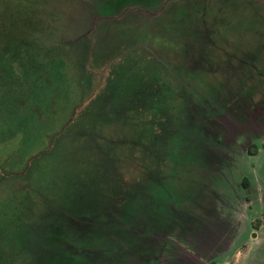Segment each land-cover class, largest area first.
Instances as JSON below:
<instances>
[{"label":"rangeland","instance_id":"374dc122","mask_svg":"<svg viewBox=\"0 0 264 264\" xmlns=\"http://www.w3.org/2000/svg\"><path fill=\"white\" fill-rule=\"evenodd\" d=\"M65 1L0 0V23L8 24L14 13L20 31L5 38L23 44L18 60L3 64L14 71L9 76L0 71V264H140L146 259L145 252L140 263L131 261L124 248L97 254L95 262L87 249L91 231L124 225L114 207L157 166L147 153V107L114 108L103 87L115 71L112 64L119 65L122 58L127 69L144 53L165 55L177 65L190 51L184 48L187 42L208 59L198 64L196 77L206 75L201 103L215 110L214 125L222 132L225 125L228 137L245 129L261 137L250 146L249 134L242 135L231 142L237 154H223L230 160L233 181L246 177L249 187L228 186L229 196L216 197L215 204L207 191H200L196 204H186L190 216L177 218V236H149L158 239L157 247L163 238L169 241L154 264H208L213 259L217 264H264V116L252 128L246 119V103L250 111L252 103L264 106V92L262 98L255 89L247 98L236 96L243 60L257 56L255 64L264 72L262 5L243 0L228 7L230 27L225 31L219 21L224 19L201 17L195 6L203 1L190 3L195 8L184 12L174 2L171 9L162 7L158 18L136 7L124 10L132 5L128 0H97L102 8L95 0ZM151 9L149 14L157 12ZM92 12L97 17L88 32ZM104 14L112 18L99 19ZM214 26L220 27L217 38L206 34ZM206 42L218 46L200 45ZM155 89L151 78L145 90L131 92L127 101L136 103L141 93ZM112 239L123 241L117 235Z\"/></svg>","mask_w":264,"mask_h":264},{"label":"trees","instance_id":"16d2710c","mask_svg":"<svg viewBox=\"0 0 264 264\" xmlns=\"http://www.w3.org/2000/svg\"><path fill=\"white\" fill-rule=\"evenodd\" d=\"M56 1L66 3L65 0ZM107 10L109 9L102 11L106 13ZM13 15L14 13L8 24L0 23V46L3 45L4 48L0 49V71H5L8 76L14 69H7L3 64L15 58L17 61V55L23 46L16 38H5L11 33L18 35L17 32H20ZM115 33L118 37L120 30H115ZM185 44V50L190 51L177 65L165 55L150 53L138 56L139 61L135 60L128 69L123 66L127 63L124 58L119 65L112 64L115 71L111 68L112 72L110 71V77L105 81L103 93L105 90L108 93L106 98L111 97L114 108L119 109L124 105L126 108L130 105L147 107L150 121L148 120L147 125L146 120V126L151 143L147 146V153L151 163L158 167H153L133 192H129L128 198L114 207L115 217L124 225L93 230L87 235L90 240L87 249L92 251L93 260L97 254L108 256L126 248L129 252L127 257L131 261L140 263L139 256L143 258V253L146 252L149 255L140 264H154L155 259L168 248L169 241L163 238L158 241L157 247L154 244L158 239L149 240V236H177L179 231L174 229L179 228L177 218L190 216L186 204L190 201L196 204L197 198L202 196L200 191H207L209 201L215 204L216 197L218 199L220 196H229L228 186L239 190L249 187L246 177L240 182L233 181L230 160H225L223 156L225 152L229 154L224 143L226 140L217 134L219 126L214 125L212 107L201 103L202 85L206 75L204 73L205 77L199 79L196 76L198 71L201 72V65L198 64L204 62L205 65L204 60L208 59L191 48L190 43ZM118 66H122L121 71L120 68L116 70ZM151 78L156 85L155 91H146V95L141 93L136 103L127 101L131 92L135 94L137 90H145V83ZM123 99H126L125 103ZM85 116L91 117V112L85 113ZM214 157L215 160L210 162ZM220 170L225 171L219 173ZM212 171H216L215 175L222 176H214ZM98 209L99 207L95 210ZM116 235L121 236L123 241L116 243L112 239ZM208 264L217 262L213 259Z\"/></svg>","mask_w":264,"mask_h":264},{"label":"flooded vegetation","instance_id":"af4514ba","mask_svg":"<svg viewBox=\"0 0 264 264\" xmlns=\"http://www.w3.org/2000/svg\"><path fill=\"white\" fill-rule=\"evenodd\" d=\"M95 1H96L97 5H99V7H101V8L103 7V4L100 5L99 2H97V0H95ZM128 1H130L132 5L127 6L124 10H129L130 8L132 9L133 7H136L139 9V11L146 12L147 15H152V16H154V18L159 17V15L161 14V11H162V7L164 8V10H166V8L168 6H169L168 9H171V6L174 2L177 3L175 9L179 8L182 5V8L179 9L180 12H184V11H181L183 8H185L186 10L192 11L195 7H199L201 17L203 19H209L212 21H213V19L214 20L215 19H224V20H219V21H223L222 26H223V29L225 31H228L229 27H230V23L228 20V14H227L226 9L228 7H231L233 5H237V4H240L243 2V0L240 2H237L235 0H210L209 3H208L209 0H175V1L174 0H139L141 2H137V0H128ZM128 1H127V3H129ZM201 1H203V2L199 6L193 7L190 4V3L194 2L196 5H198ZM245 1H247V0H245ZM254 1L257 4H261L263 7V10H264V0H254ZM133 2L140 3L141 5L134 4ZM160 5H161L160 10H158V7ZM106 8L107 7H104L103 9H106ZM151 8L157 9V12L154 14H152V13L149 14L148 13L149 11L152 12ZM88 13H90V12H88ZM92 15H95V14L92 12ZM96 17H97L96 15L92 16V17H90L88 15V23H90L87 25L88 32H92V27H93L92 23L95 22L94 20ZM111 18L112 17H109V16L104 14L99 19H107L108 20ZM182 19H185V17L183 16ZM212 27H213V22H212ZM214 28L215 29H211V30L209 29L206 31V34L209 33V36L211 38H217L216 36L220 35V27L216 28L214 26ZM184 34H187V33H184ZM118 36H120V35H118ZM229 42L230 41H226L224 44H226V46H230ZM224 44H223V46L226 48V46ZM200 45H205L210 50H213V49L217 48V46H218V45H216L214 43H210V42H206V43H203ZM258 59L259 58L257 56L251 54V58H248L247 60L242 61V68L244 69V71H242V79H239V88H238L239 94H236V96L243 95L244 98H247L249 96L250 92L253 89H255V94H257L260 98H262L259 94H261V93L263 94V92H264V91H260L261 88H264V72L262 70H260L258 65L255 64L258 62ZM226 62H227V60H226ZM227 63L229 64L230 68H232V64L229 60ZM227 63H226V69H228ZM262 66H264V62L262 64ZM238 78H241V76ZM245 80L247 81V85H245L243 83V81H245ZM229 92H230V97H234L233 91H229ZM234 93H236V92H234ZM254 104L255 103H252L254 111H250L249 106L246 103V108H247L246 119H247V122L250 124L248 126L251 128L253 127L252 125L254 124V122L256 121V119L259 116H264L263 115L264 113L262 112L264 110V106H258V105H254ZM228 109L230 110V107ZM211 110L213 111V114H214L213 119H214V116L216 113H215V110L213 108ZM229 115L231 116V114H229ZM223 127H224L223 128L224 133L221 131V129L219 127L217 134L226 140L224 142L225 146L228 145V147L230 149L228 151V153H229L228 156H230V153L231 154H237V152L232 150L231 142L236 141V140L237 141L240 140L242 135L244 136L245 134H249V140L251 142L250 146H252V144H255L256 141H259L260 140L259 137H261V135H258V134L255 135V134L250 133V131H252V130H247V129L244 130L245 133L240 134L239 132H237L234 134L235 136L231 137V135H230V137H228V135L226 133L227 129L225 128V125ZM240 146L241 145L239 143V148H240ZM237 150L239 151V149H237Z\"/></svg>","mask_w":264,"mask_h":264}]
</instances>
